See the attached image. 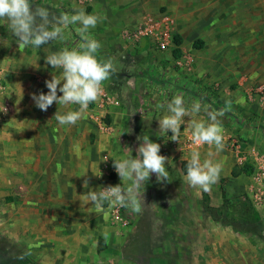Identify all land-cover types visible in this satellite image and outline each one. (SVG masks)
I'll list each match as a JSON object with an SVG mask.
<instances>
[{"label":"rangeland","instance_id":"obj_1","mask_svg":"<svg viewBox=\"0 0 264 264\" xmlns=\"http://www.w3.org/2000/svg\"><path fill=\"white\" fill-rule=\"evenodd\" d=\"M33 1L52 5L59 13L54 17L72 14V0ZM75 2L77 10L91 12L89 0ZM193 3L188 0L191 6L182 13L178 6L169 13L166 6L159 5L154 13L119 30L121 40L136 52L139 39L134 36L148 21L168 17L174 35L176 25H185V18L198 15L199 32L194 37L202 41L204 37V50L198 53L209 62L208 72L198 77L188 53L183 55L181 64L165 65L162 73L152 59L133 63L129 56L118 53L114 72L125 75L103 82V86L115 81L119 84L108 85L101 100L106 94L116 101L114 106L121 109L120 123L110 126V118L93 102L75 124L60 125L56 115L75 110L78 105L50 106L41 111L16 104L7 90L0 93V264H17L16 257L23 250L34 264H264V209L257 210L261 217L257 234L237 233L203 214L202 188L192 186L186 179L173 190L167 182L177 179L173 171H168L172 178L165 182L157 181L155 173L150 176L140 198L139 212L122 207L128 226L113 234L110 241L96 242V232L85 226V220L98 213L87 211L93 202L86 204L83 197L88 191L83 187L84 180L93 190L121 184L114 167H105L107 141L102 135L97 137V133L117 132L113 142L115 155L127 156L129 147L135 157L145 137L140 123L152 127L140 119H152L162 113L161 106L174 95H183L187 105L199 102L206 120L208 113L217 116L223 128L224 160L238 155L241 163L235 166L253 167L250 175L241 174L227 182V197L243 195L252 203L264 185V180H257L264 175V12L249 6L247 0H223V7L218 9L211 1L203 0L200 19ZM1 22L9 25L6 19ZM150 49L155 47L151 44ZM111 50L101 44L99 58L112 60ZM220 58L228 64L225 75L213 73ZM40 79L35 78L33 90L37 92L33 93L40 92ZM20 96L23 98V93ZM90 124L95 132H90ZM156 127L162 132L159 125ZM165 141H153L161 145L163 156ZM76 143L81 146L79 154L73 150ZM94 154L96 161L87 162L86 156ZM228 170L222 166L218 177L227 176ZM219 185L217 178L204 191L213 207L221 205ZM183 212L186 214H180ZM185 234L191 237H186L190 240L186 244Z\"/></svg>","mask_w":264,"mask_h":264},{"label":"clouds","instance_id":"obj_2","mask_svg":"<svg viewBox=\"0 0 264 264\" xmlns=\"http://www.w3.org/2000/svg\"><path fill=\"white\" fill-rule=\"evenodd\" d=\"M0 19L8 21L19 47L32 46L36 49L57 39H63L64 28L77 26L83 42L79 47H64L45 56L46 63L53 69H60V72L57 75L52 74L51 79L45 81L48 90L46 93L41 91L31 95L35 106L41 111H46L53 102L78 105L75 110L56 115L60 125L75 124L82 118L88 105L97 101L103 91V82L110 79L115 71L111 59L98 58L101 44L90 36V29L96 27L101 17L89 14L83 9L53 17L47 7L35 5L32 0H0ZM58 92L62 95H58ZM161 107L164 114L158 118L159 129L164 133L170 131L171 140L176 141L181 133V126L187 124L194 143L214 145L217 152L222 149L223 128L217 116L208 113L207 120L194 118L202 109L199 102L193 101L189 107L183 95H174ZM186 116L190 118L188 121L184 119ZM73 150L77 154L81 152L79 143L73 145ZM160 150L161 145L146 136L136 149L135 157L132 156V149L128 147L127 156L112 158L121 184L97 187L93 190L85 179L83 187L88 191L83 197L87 201L86 204L93 202V206L87 211L101 212L105 204H108L131 207L134 212H139L140 198L150 176L155 173L157 181L168 180L169 173L165 167L168 158L161 155ZM213 155L209 152L208 158L202 161L198 150L190 153L186 179L192 186L208 190L217 180L221 164L213 161ZM108 158L109 156H106L105 160ZM126 181L128 183L125 186Z\"/></svg>","mask_w":264,"mask_h":264},{"label":"crops","instance_id":"obj_3","mask_svg":"<svg viewBox=\"0 0 264 264\" xmlns=\"http://www.w3.org/2000/svg\"><path fill=\"white\" fill-rule=\"evenodd\" d=\"M88 5L91 8V12L89 14H97L101 17L100 21L97 23L96 27L90 29V36L98 40L101 44H104L105 47L112 49L111 50V58L113 61V65L118 59V53H124L126 56L135 63L134 60H137L139 63L145 60H153L159 66V73L164 72V70L168 64L180 63L185 56V53H188L193 60L194 64V74L198 77L203 75L207 71V66L209 64L208 61H204L202 55L198 53L201 50H204L203 46L199 49L193 48V43L195 41H199L200 39H195L194 35L198 34L197 25L198 15H189L186 19L185 25H176V29L174 35L181 39L180 45V52L181 56L178 59L173 58L171 54V50H156L150 49V40L146 37H141L139 39V46L136 52L131 51L130 45L125 43L119 37L120 33L118 34L119 30L122 26H127L132 22H136L143 16L148 13H154V10L158 8L159 5H164L167 7L168 12H175V6H178V11H184L187 7H190L191 4H188V0H89ZM203 0H193L192 6H196L195 13H199V18L203 19L202 10H201V2ZM211 1V4L215 6V9L223 7V0H208ZM249 6H257V9H262L264 12V0H247ZM236 6V5H235ZM78 5L76 4L75 0L70 2L71 13H74L78 9ZM233 7V4H232ZM77 8V9H76ZM76 26V25H75ZM197 29V30H196ZM118 36V37H117ZM203 37V41H204ZM202 41V40H200ZM202 41V43H203ZM204 45V43L202 44ZM58 51L57 49L51 47L50 45L41 46L39 49H36L32 46L27 47H19L18 43L9 41L6 38L0 36V82H2L6 89L4 92L9 91L10 95H13L15 98L16 104L23 103L25 106L29 107H36L34 101L31 99V95L33 92H37L33 90V84L35 85V78L39 76L40 81L43 83L40 89V92H47V88L45 87V81L50 80L52 74L57 75L60 72V69H53L50 65H48L45 61V56ZM125 58V57H124ZM216 59V58H215ZM218 59V57H217ZM221 59V63H219V59L217 60V64H215V71L213 72L215 75H225L228 71L227 63L224 64L223 58ZM172 61H174L172 63ZM208 62V63H207ZM181 64V63H180ZM166 65V66H165ZM213 68V67H212ZM208 72V71H207ZM125 75L124 73H121ZM145 74V73H144ZM143 74V75H144ZM119 83L117 81L110 82L108 85H112L115 87ZM108 85L103 86V91L109 89ZM8 93V92H7ZM23 93V98L20 94ZM59 95H62L58 92ZM102 94V93H101ZM98 107L102 108V111L105 112L106 117L110 118L111 124L120 123L122 119L121 109L115 107L114 105H106L101 100V95L95 101ZM51 106H55L56 108H62L63 104H56L53 102ZM73 106V105H72ZM190 107V105H187ZM30 109V108H29ZM30 113V112H29ZM62 113V110H61ZM164 114V111L160 114L156 113V115L152 119H140L141 122L151 123L152 127L146 128L144 125H141L139 129L142 130L143 135L146 137L148 136L152 141L154 140H166L167 143L165 145V150H163L164 156L168 158L165 167L167 171H173L176 178L172 180H163V182L167 181L169 186L174 190L176 186L179 184L180 181L186 180V174L181 172L180 165L183 161H187L190 158V153L194 150H198L200 152L201 160L208 158L209 152H212L214 155L211 157L214 162H218L222 166L228 167V175L219 178V182L221 179H227L228 181L233 179L231 177L230 172L235 167L236 163H241V157L235 155L232 159L224 160V157L221 155L222 151H216L214 145H207V144H196L193 142L191 129L187 124L181 126V133L177 137L176 141L170 139L172 133L169 131L164 133L163 131L160 132L158 130V118H160ZM195 119H203L206 120L205 117L201 114H198ZM185 121H188L190 118L188 116L184 117ZM88 120V119H87ZM83 120L84 122L89 124V121ZM139 121V122H140ZM90 132H95L94 128L91 124L88 127ZM156 130V131H155ZM120 136H124L122 133H119ZM103 136L104 141H107L105 144V149L107 150L104 153L106 156H109L108 159L105 161V167H112L113 161L112 158L115 159L117 156L115 155V148H114V140L116 139L117 132H109L107 134H100L97 133V137ZM160 135H164V137L160 138ZM27 138H24L23 142H25ZM26 143V142H25ZM111 150V151H110ZM114 151V152H113ZM162 153V152H161ZM104 155V156H105ZM163 155V154H162ZM105 156V157H106ZM87 162L94 163L96 161L95 154L88 155L85 158ZM243 174V173H241ZM240 174V175H241ZM245 175V174H243ZM239 176V175H238ZM237 176V177H238ZM172 178V176L168 175V178ZM234 177V178H237ZM227 181V182H228ZM166 182V184H167ZM171 184V185H170ZM227 185V183H226ZM220 186V185H219ZM177 189V188H176ZM206 190H203L202 193ZM220 201H221V193H219ZM186 197V196H184ZM210 198V197H209ZM185 203L188 202L184 198ZM201 201V197H200ZM211 202V201H210ZM104 207V210L101 212H97L98 214L93 219H86L85 226L87 229L95 231L97 234L96 242L101 241L106 242L111 240V236L115 234L118 230L122 229L120 226L112 225L110 223V214L107 209V204ZM93 206V205H92ZM202 208V206H201ZM186 214V213H180ZM204 214V213H203ZM205 215V214H204ZM206 216V215H205ZM77 224L79 222L77 220ZM80 229L79 226H75ZM185 234L184 236V244L190 241L191 237ZM104 240V241H103Z\"/></svg>","mask_w":264,"mask_h":264},{"label":"trees","instance_id":"obj_4","mask_svg":"<svg viewBox=\"0 0 264 264\" xmlns=\"http://www.w3.org/2000/svg\"><path fill=\"white\" fill-rule=\"evenodd\" d=\"M32 3L39 6L47 7L50 11L51 16L59 15L58 11L50 4H47L42 1H33ZM9 25L1 22L0 23V36L8 39L9 41L16 42L17 38L12 34L11 30H8ZM91 38H93L91 36ZM95 39V38H94ZM173 44L174 48L171 50L173 58L178 59L181 56L180 45L181 39L176 35H173ZM83 42V38L80 33L77 31V26L70 25L63 29V39H57L53 42H49L48 45L57 49L58 51L64 47H79ZM202 41H195L193 43V48L199 49L202 47ZM44 46V45H42ZM98 55V53H97ZM99 58V55H98ZM123 76L121 73L114 72L110 77L117 79ZM108 123V120H106ZM264 130V129H263ZM264 132V131H263ZM187 161H183L180 165L181 172L186 174L187 171ZM253 167L244 164L240 167H235L230 172L231 177H237L241 173L245 175H250L253 172ZM227 179H221L220 181V193H221V205L218 207H213L210 204V198L207 193L201 194V206L203 213L212 218L213 220L218 221L223 226L231 227L237 233H253L257 234L260 231L261 217L257 210L253 207L249 199L243 195L228 198L226 195V183ZM106 206V205H105ZM104 206V207H105ZM17 264H34L30 255L25 252V250L20 251V256L16 257Z\"/></svg>","mask_w":264,"mask_h":264},{"label":"built area","instance_id":"obj_5","mask_svg":"<svg viewBox=\"0 0 264 264\" xmlns=\"http://www.w3.org/2000/svg\"><path fill=\"white\" fill-rule=\"evenodd\" d=\"M127 36L128 35L127 33ZM135 38L140 39L141 37H146L150 40L151 44L155 47L156 50H172L175 46L173 44V27L171 21L168 17H163L159 20L148 21L143 27L138 29L136 32ZM5 85L0 82V93L5 91ZM103 103L106 105H115L116 101L104 95ZM233 144V143H232ZM236 147L235 145H233ZM264 175L262 177H257L258 181H263ZM262 186V187H261ZM259 187V192L255 194L252 203L256 210L264 209V185ZM107 209L110 214V223L112 225L120 226L121 228H126L128 222L122 216V206H110L107 204Z\"/></svg>","mask_w":264,"mask_h":264}]
</instances>
